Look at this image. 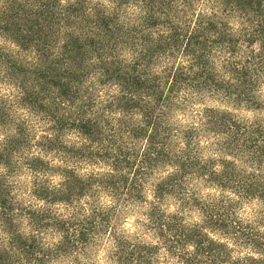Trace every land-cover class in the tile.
<instances>
[{
    "label": "clouds",
    "instance_id": "9594fccd",
    "mask_svg": "<svg viewBox=\"0 0 264 264\" xmlns=\"http://www.w3.org/2000/svg\"><path fill=\"white\" fill-rule=\"evenodd\" d=\"M0 264H264V0H0Z\"/></svg>",
    "mask_w": 264,
    "mask_h": 264
}]
</instances>
